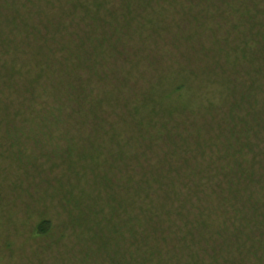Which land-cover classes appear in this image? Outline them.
Instances as JSON below:
<instances>
[{"label":"rangeland","instance_id":"rangeland-1","mask_svg":"<svg viewBox=\"0 0 264 264\" xmlns=\"http://www.w3.org/2000/svg\"><path fill=\"white\" fill-rule=\"evenodd\" d=\"M47 1L52 0H33L28 5V16L43 22L36 24V36L44 44V51L55 46L64 52L66 47L82 42L86 58L94 63L90 61L93 67L88 68L85 58L81 67L108 78L107 85L100 82L95 86L96 93H114L131 107L143 92H148L167 108L148 126L147 135H156L152 136L151 147L146 142V153L140 159L153 158L159 151L175 156L177 148L181 153L177 152L175 163L186 156L189 167L210 177L207 196L198 186L195 192L181 189L182 195L172 196L171 202L180 204L183 200L199 216L222 221L243 205L240 192L254 191L261 183L260 194H253L252 200L257 198L264 204V71L257 70L255 61L257 57L264 59V0H128V4L126 0H109L119 7L117 11L115 7L110 11L111 5L100 11L92 6L84 10L83 5L88 7L93 0H61V9L65 8L61 11L51 8ZM96 2L104 5L105 0ZM37 6L45 17L36 14ZM72 6H78V10H71ZM13 10L12 3L6 5L0 0V264H105L108 251L97 249L104 244V249L109 246L111 250L118 239L104 236L101 230L114 223L116 215L112 199L110 203L106 196L96 198L98 191H104L93 173L101 170L79 158L71 163L63 154L67 143L62 136L53 140L48 134L45 140L41 132L47 127L30 123L35 131L30 137L24 126L17 129L23 121L17 119L18 124L7 125L4 120L5 107L10 109V117H15V109L25 101L17 91L14 67L31 77L37 74L31 70L35 65L32 56L38 50L37 37L32 35L23 42L22 33L30 29H15L17 15ZM57 21L63 24H54ZM104 37L107 40L103 46ZM59 59L66 68H72L77 60L71 56ZM148 77L155 87L150 88ZM126 79L131 84L126 86ZM53 88L54 83L48 84L46 92L42 86L37 94L57 92ZM238 91L244 100L241 107L232 103ZM257 97L259 101L253 103ZM173 103H181V107L175 108L177 104ZM26 104L31 108L26 107L28 112L39 106ZM248 105L263 118L249 119ZM129 123L135 130V120ZM162 123L169 134L159 138ZM131 125L127 123L126 136L131 134ZM78 131L80 148L88 132ZM125 150L128 155L122 156H131L132 150ZM125 161L129 163L132 157ZM113 162L121 165L120 160ZM123 172L121 166L116 171L117 189L125 183ZM182 177L186 178L184 174ZM250 178L256 184L245 187ZM195 182L200 183L198 178ZM87 200L103 209L99 216H95L96 207L88 209ZM125 218V213L114 218L120 230L127 222ZM42 219H49L52 229L46 235H37L35 227ZM90 233L92 238L100 234L93 239L94 244L89 241ZM87 242L92 247L82 246Z\"/></svg>","mask_w":264,"mask_h":264},{"label":"trees","instance_id":"trees-1","mask_svg":"<svg viewBox=\"0 0 264 264\" xmlns=\"http://www.w3.org/2000/svg\"><path fill=\"white\" fill-rule=\"evenodd\" d=\"M96 1L93 0L88 4V7L83 5L84 10H89L92 6L100 11L101 7L106 8L109 5H111L110 11L114 7L116 11L119 9L109 0H105L104 5ZM4 3L6 5L13 4V12L17 15L15 29L20 32H23L24 26L30 29L27 33H22L25 35L23 42L29 40L32 35L37 37L36 24L42 25L43 22L28 16V13H31L28 5L33 4V0H4ZM47 3L51 8L65 11V8L61 9V0L47 1ZM126 3H129L128 0ZM226 3L229 1L226 0ZM71 10H78V6H72ZM36 14L41 17L46 16V13L38 6ZM114 17L117 18L116 13H114ZM84 18L90 19L87 16ZM54 24L61 26L63 23L57 21ZM106 40V37L101 38L103 46ZM37 41L39 43L38 50L32 56V64L35 65L31 68L37 74L31 77L23 69L19 70L18 66L14 67V72L18 77L17 91L21 96H25V101L15 109L17 110L15 117H10L11 111L5 107L4 120L7 125L18 124L17 119L23 121L17 129L20 131L24 126L30 137L35 132L29 125L30 123L35 121L37 126L47 127V130L41 132L44 134L45 140L48 141V134L53 140L56 137L59 140L62 136V140L67 143L63 154L68 157L71 163L75 164L76 158H79L87 164H95V167L101 170L98 174L93 173V178L96 181L99 179L100 188L104 191V194L98 191L96 198L103 199L106 196L110 203L111 199L116 203L114 207L116 215L112 219L114 223L107 224L106 229L101 228V230L104 236H114L118 239V242L114 241L116 244L111 250L109 246L104 249L103 243L97 249L102 252L108 251V259L105 264H236V262L264 264V204L257 198L255 201L252 200L253 194H260L262 187L259 185L261 183L254 191H239L243 205L235 207V211L229 212L222 221H213L204 214L201 215L202 217L199 216L183 200L180 204H177L179 201L171 202L172 196L178 198L180 194L182 195V190L187 189L190 192H195L198 186L201 187V194L207 196L210 177L204 175L199 171L200 169L189 167V160L186 156H182L180 162L175 163L174 157L178 155L177 152L181 153L177 148L174 149L175 156H172L173 152L159 151L153 158H147L144 161L140 159V156L143 158L146 153L144 149L146 142L148 141L151 147L152 136L156 135V133L147 135L148 126L153 125L155 118L161 117L163 111L167 109L164 108L163 103H158L153 96L148 95V92H143L141 99L139 98L137 103L131 107L128 104H123L114 93L100 95L95 92V86L100 82L107 85L108 78L103 77L96 70L84 71V68L81 67L87 56L82 42L70 48L66 47L64 53L55 46L53 49L44 51L46 49L39 35ZM260 54V52L257 53L256 57ZM59 56L63 59L71 56L77 60L72 68H66ZM262 57L264 56L262 55ZM90 61L94 63L93 59L87 57L85 65L88 68L93 67L92 64H89ZM255 61L257 70L263 72L264 59L260 60L257 57ZM140 74L142 75V72ZM139 77L143 79V76ZM137 79L134 80L136 85L139 82ZM148 81L150 88L155 87L156 84L150 78ZM116 82L120 81L116 79ZM124 82H127L126 86L131 84L128 79ZM53 83V90L57 92L44 95L45 91L47 92L48 84ZM42 86L45 91L43 94H37ZM59 88L61 89L59 90ZM239 94L241 93L238 91L232 97V103L241 107L244 100L239 97ZM50 95H53L54 98H51ZM258 101L257 97L253 103ZM26 102L31 106H39L28 112L26 107L31 108ZM173 104H177L175 108L181 107L179 105L181 103ZM248 107L249 119L253 117L254 121H258L263 118L259 114L260 112L254 114L251 106L248 105ZM130 119L136 122L135 130L132 127L133 123H129ZM241 120L246 121L245 118H241ZM127 123L132 124L130 136H126ZM143 127H145V131L142 130ZM140 129L141 131H139ZM161 129L163 132L159 138H162L164 133L169 134L165 123L161 124L158 131L160 132ZM78 130L88 132L85 134L84 144L80 148H78L80 142L76 138ZM11 132L12 130L9 131V133ZM41 133L37 137H41ZM239 133H235L234 137L236 138ZM169 143H172V140ZM86 144L90 145V148L85 147ZM135 145H138L136 150L133 149ZM125 147L132 150L131 156H122L123 154L128 155ZM129 157H132V161L127 163L125 160ZM97 159L100 160L97 161ZM117 160H120L121 165H116L113 162ZM135 160L136 165H134ZM120 166L122 172L126 171L121 177V179H125V183H120L119 189H117L116 171ZM132 172H135L134 175ZM183 174L186 178L182 177ZM196 178L200 183L195 182ZM203 180L204 182H202ZM20 181L25 183L24 180ZM192 182L195 183L193 186H191ZM251 182L250 178L245 187L256 184ZM87 202L88 209L96 207L98 213L95 216H99L103 209L97 207V203L90 204L91 202L88 200ZM117 207H120L118 212ZM197 210L198 212L206 211ZM122 211L127 219V222L121 225L124 226V231L120 230V225L114 219L123 214ZM51 229V221L42 219L35 227V233L46 235ZM119 234L122 237H119ZM91 235L92 233L88 234L91 238L89 241L93 243V239H96L100 234L96 233V237L94 235L93 238ZM82 246L92 247L90 242Z\"/></svg>","mask_w":264,"mask_h":264}]
</instances>
